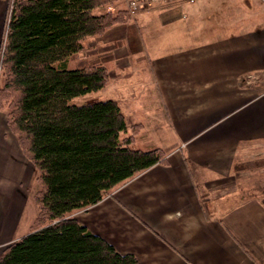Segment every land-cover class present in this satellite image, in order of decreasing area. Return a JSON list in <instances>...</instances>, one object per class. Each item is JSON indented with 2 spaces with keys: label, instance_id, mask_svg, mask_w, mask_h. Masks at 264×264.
I'll return each instance as SVG.
<instances>
[{
  "label": "crops",
  "instance_id": "1",
  "mask_svg": "<svg viewBox=\"0 0 264 264\" xmlns=\"http://www.w3.org/2000/svg\"><path fill=\"white\" fill-rule=\"evenodd\" d=\"M202 1L206 0L196 4ZM180 4L161 5L140 16H165ZM202 7L194 9L186 25L176 26L180 18L175 16L163 19L154 29L166 31V36L126 42L90 39L84 50H89L87 56L71 61L81 64L79 68L107 67L110 80L105 89L111 100L119 103L127 122L145 127L135 149L169 151L183 143L185 158L197 164L191 170L198 184L191 183L192 175L180 166L181 158L172 156L171 166L158 164L126 186L119 195L124 207L112 199L91 207L99 224L93 228L83 224L119 253L133 254L139 264H244L249 260L234 252L235 241L221 224L236 233L252 231L257 244L264 234L260 225L264 202L244 205L237 189H231L237 186L233 156L239 144L264 145V94L258 93L263 86L249 88L244 83L246 74L264 76V24L254 29L238 21L205 24L207 11ZM4 20L2 2L0 39ZM2 148L0 245L28 234L18 236L28 203L17 184L26 179L22 176L29 163L16 150ZM202 166L199 177L195 171ZM206 187L220 195L203 203L197 190ZM260 243L264 246V240ZM180 253L190 262H184Z\"/></svg>",
  "mask_w": 264,
  "mask_h": 264
},
{
  "label": "trees",
  "instance_id": "2",
  "mask_svg": "<svg viewBox=\"0 0 264 264\" xmlns=\"http://www.w3.org/2000/svg\"><path fill=\"white\" fill-rule=\"evenodd\" d=\"M113 1L12 2L0 93L15 97L9 124L40 171L36 200L53 223L10 244L0 264H139L69 217L165 157L160 149H134L136 136L124 138L129 125L118 102L73 103L109 83L107 67H71V61L120 21L96 13Z\"/></svg>",
  "mask_w": 264,
  "mask_h": 264
},
{
  "label": "rangeland",
  "instance_id": "3",
  "mask_svg": "<svg viewBox=\"0 0 264 264\" xmlns=\"http://www.w3.org/2000/svg\"><path fill=\"white\" fill-rule=\"evenodd\" d=\"M13 1L14 0H0V3L2 2L4 3V9H5V20L3 24L1 39H0V89L4 85V70H3L2 62H3V54L6 43L7 25H8V20L12 9ZM209 1L210 0L202 1L194 5H190L187 3H181V4L179 3L180 5L177 8V10L165 16L161 15L160 13H154V14L148 13L150 15L145 14L140 16L139 14L135 17H132L128 14L123 13L127 9L125 2L123 0H115L110 4H107V6L104 9L100 10L99 12H96L97 14L100 13L110 14L112 18L118 17L120 19L119 22L115 23L107 32H105L100 37L103 39V41L114 40L119 42L121 40H124L126 42L130 39H140V38L145 41L150 40V37L154 35L156 38V34H162L163 36H166V31L164 33L161 31L156 32L154 29L158 27V24L164 23L163 19H165L168 16L170 17V19L177 17L180 18V20L176 22V26L186 25L188 17L189 20H192L191 17L194 16L193 14L194 9L197 7L199 8V6H204L202 8H205V10L207 11L206 17L202 19V22L205 24H209V23L233 24V22L238 21L241 24H243L245 28L252 27L253 29L256 27L257 24L258 26L259 25L262 26V24H264V0H215L213 3L212 2L208 4L205 3L204 5V2H209ZM249 7H251V9H256V12L252 14V12H250V10L248 9ZM169 31L172 32V29ZM88 51L89 50H86V52L84 51L83 53H80L78 58L80 60L84 59L87 56ZM79 66H81V64L79 63H73L71 65V67H79ZM248 75L250 74H246L244 76V83L247 86H249V88L250 87L253 88L259 85L263 86V88H261V92L258 93L264 94V76H262L260 73L252 74V75H256L259 78L255 80H248L247 78ZM105 88H107V86ZM106 90L107 89L101 90L96 93H91L86 96L78 97L73 100V103L77 105H85L90 102L111 100V95ZM258 93L257 95H259ZM1 95L2 94L0 93V146L3 147L2 150H4V152H6L8 148H9L8 150L11 151L16 150L29 163V167L25 171V175L22 176L25 177L26 179L19 180L17 184L19 187L17 189L21 191L24 200H26L25 203L26 202L28 203V206L26 205L27 206L26 212L24 215H22L23 219L21 220V222H19V226H18L20 227L18 231V236H19L30 233L37 226L48 225L53 222L49 218H45L43 213H40V209L36 200L37 197L40 195V193L43 191V185L40 180V171L37 169L33 161L27 155L18 135L13 131V129L10 127L9 124L10 114L11 111H13L12 108L15 97L6 94H5L6 96H1ZM128 125H129V130L123 136L124 138L136 136L132 140L133 142L132 147L134 148L138 142V139L142 135L145 127L140 123H133V122L130 123L128 122ZM238 148L239 149L237 151V155L234 154L233 156L234 157L233 165L235 168L234 176L236 179L235 182H237L236 183L237 186L236 187L233 186L231 189H235V190L237 189V194L244 202V205H248L247 203H252L251 201H253V203L254 202L262 203L264 202V145L255 144V145L247 146L245 144L243 146H240L239 144ZM155 149H160L164 152L165 155L164 160L163 162L159 163L161 167L171 166L170 164L171 157L173 156L175 158L176 156H179L182 160L180 166L184 167L185 172L187 173L190 172L192 175L191 183L198 184L191 170L192 168L196 167L197 164H195L189 158H185L186 155L183 153V150L184 149L186 150V144L182 143L180 148L169 151L161 148H155ZM202 168L203 166L200 167V171H195V173L199 177L202 176L201 174H199V172H203ZM197 169H199V164ZM145 172L146 171L137 174L133 178L120 184L110 193L106 194L101 201L103 200L111 201L112 199L115 200L120 206L124 207V205L120 200L121 198L119 197V195L123 193V190L126 189V186L128 184H130L135 180H139L141 177H143ZM5 178H8V176ZM229 182H231L230 184H232L231 179L229 180ZM207 188L208 187H206V189L203 188L201 190H197V193L199 194V197L201 201H203V203L208 201V199L218 197V195H220V193H216L215 189L208 190ZM91 207L76 211L72 213L69 217L77 219L82 224L83 223L89 224L92 228L96 227V225L99 224L98 222L99 219L93 217L91 213ZM19 217H21V213ZM221 225H220L221 228L224 227L223 229L227 230L225 231L228 238L230 239L232 238L231 240L234 239L233 241H235L237 248L232 247V249L236 250L234 252L238 253L239 258H244V260L245 259L249 260L244 264H264V246L260 243V241L264 240L263 233L261 234L262 236L261 240H259V243L257 244L256 243L257 235H255V233H253L252 231L249 232L240 231L236 233L235 231H232L230 228H228L226 224H221ZM260 225H264V223ZM213 238L215 241L220 242V240L217 239L215 235H213ZM15 241H18L17 237H15L14 240L12 241L10 240L0 245V256L4 253V251L8 248V246ZM215 241L213 242L217 245ZM170 247L176 249L174 246H170ZM179 257H181L184 262H190L181 253L179 254Z\"/></svg>",
  "mask_w": 264,
  "mask_h": 264
},
{
  "label": "built area",
  "instance_id": "4",
  "mask_svg": "<svg viewBox=\"0 0 264 264\" xmlns=\"http://www.w3.org/2000/svg\"><path fill=\"white\" fill-rule=\"evenodd\" d=\"M127 6L130 16L135 17L143 12L152 11L161 5H171L178 3H187L194 5L201 0H123ZM248 80H255L259 77L256 75H248Z\"/></svg>",
  "mask_w": 264,
  "mask_h": 264
}]
</instances>
